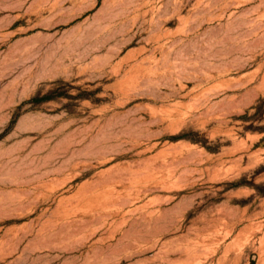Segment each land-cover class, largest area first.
<instances>
[{"label": "rangeland", "instance_id": "rangeland-1", "mask_svg": "<svg viewBox=\"0 0 264 264\" xmlns=\"http://www.w3.org/2000/svg\"><path fill=\"white\" fill-rule=\"evenodd\" d=\"M0 264H264V0H0Z\"/></svg>", "mask_w": 264, "mask_h": 264}]
</instances>
